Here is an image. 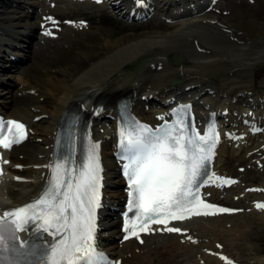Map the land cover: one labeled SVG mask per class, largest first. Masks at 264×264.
Instances as JSON below:
<instances>
[{
  "label": "bare ground",
  "instance_id": "obj_1",
  "mask_svg": "<svg viewBox=\"0 0 264 264\" xmlns=\"http://www.w3.org/2000/svg\"><path fill=\"white\" fill-rule=\"evenodd\" d=\"M83 1L0 0V113L21 122L26 138L15 148L0 147V213L35 199L48 175L59 120L71 105L81 109L87 121L88 144L98 145L101 206L94 244L114 264H264L258 247L240 242L251 224L264 223V191L240 187L246 167H251V175L264 173V158L258 155L264 151L259 134L264 132V92L257 90L254 79L255 69H262L258 83L264 84V40L239 41L218 20L194 17L195 0L170 16L166 10L179 0H141L140 5L138 0H102L99 6L108 11L104 19L109 12L118 18L145 11L146 19L134 21L147 26L162 16L157 27L175 26L169 32L119 38L110 33L102 38L97 26L101 17L92 21L89 16L88 23L69 16L81 13L77 6L93 5ZM79 33H90L91 41ZM63 44L70 54L75 52L67 61ZM33 61L44 75L37 85L26 79ZM120 97L128 98L136 114L146 105L152 112L147 122L157 123L174 103L185 101L192 104L199 131L205 116L215 115L218 143L210 181L200 193L219 207L217 211L192 213L171 225L180 232L150 226L152 231L120 242L117 212L125 190L114 156L119 136L115 103ZM242 159L247 161L240 170ZM230 181L223 190L220 183ZM258 184L264 187V177ZM227 206L230 210L220 211ZM136 238L141 240L136 243ZM45 239L52 241L48 235Z\"/></svg>",
  "mask_w": 264,
  "mask_h": 264
},
{
  "label": "snow or ice",
  "instance_id": "obj_2",
  "mask_svg": "<svg viewBox=\"0 0 264 264\" xmlns=\"http://www.w3.org/2000/svg\"><path fill=\"white\" fill-rule=\"evenodd\" d=\"M8 124L16 130V136L0 139L4 149L20 142L24 128L15 121ZM147 132L148 129L143 128L135 139L125 140L129 148L135 149V154L124 165L123 174L129 186L127 210L136 220H129L122 230L132 235L152 231V224L166 225L170 220H183L185 213L194 209L199 215V207H209L198 199L200 184L208 179L204 167L210 155L196 153L197 150L205 153V148H192L195 137L185 141L182 136L170 133L156 138L154 143H146ZM97 148L98 145L92 146L87 163L74 178L76 183L65 168L68 159L65 158L54 163L52 178L41 197L4 212L0 217V264H98L103 259L94 244L95 210L101 206ZM207 151L210 152V148ZM64 176L69 177L67 182ZM29 224L36 230V240L16 243V233ZM166 230L181 231L177 227ZM43 233L52 236L50 245L43 242Z\"/></svg>",
  "mask_w": 264,
  "mask_h": 264
},
{
  "label": "rangeland",
  "instance_id": "obj_3",
  "mask_svg": "<svg viewBox=\"0 0 264 264\" xmlns=\"http://www.w3.org/2000/svg\"><path fill=\"white\" fill-rule=\"evenodd\" d=\"M204 7V6H203ZM213 8H217L216 12L213 13H206L203 15H197L198 17H205L204 19H211L214 18L218 20L219 22L223 23L224 25L228 26L230 29H232L234 32H232V36L234 39L239 41H254V40H264V0H219L216 5ZM94 9V10H93ZM171 9V7H170ZM179 9V8H178ZM96 7H88V10H83L90 12L91 14H94L96 12ZM107 17L104 19L101 17V21L103 22L101 24H98L97 26L101 28V34L102 38H109V34L112 33L111 37L113 38H119L124 34L127 33H141L144 31H162V32H169L171 30H174L175 26L170 27H157L158 25L155 24L158 23V20H154L151 23L145 25H136V26H128V23L123 22L122 20L119 21L117 16L113 15L114 20H109L108 14H106ZM160 20H162L161 17H159ZM98 21V20H97ZM173 25V24H172ZM225 26V27H226ZM227 27V28H228ZM238 31V32H237ZM82 34V33H81ZM84 35V34H83ZM86 40L91 39V34H86L85 37ZM91 41V40H90ZM86 43H89V41H86ZM72 51H75V48H73ZM75 53V52H74ZM74 53H71L67 51V49L63 50V60L67 61L68 57ZM27 64V63H26ZM28 72L27 75L28 79L33 85H37L36 81L38 82L41 77H43V73L40 70H36L35 65L32 63H28ZM60 65V64H58ZM38 71V72H37ZM254 79L257 82L256 87L259 91L264 92V84H260L263 76L262 69L257 68L254 71ZM42 75V76H41ZM263 86V87H262ZM38 87V86H37ZM143 110V109H142ZM140 114L142 118H145L149 114ZM253 156V154H249V156ZM253 158L251 157L250 160ZM246 159L240 160V167L244 165L246 162ZM250 167H246V170H248V173H246V176L243 178V185L247 184V186L256 185L260 182V178L264 177V173L261 175H251L252 171L248 169ZM253 173V172H252ZM248 209L245 208L244 210ZM249 212V211H245ZM241 243L247 244V245H253L254 247H258L259 251L257 252L260 255H264V223H261L260 225L257 224H251L246 231V234L244 237L240 240ZM243 255V254H242Z\"/></svg>",
  "mask_w": 264,
  "mask_h": 264
}]
</instances>
